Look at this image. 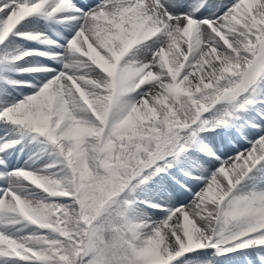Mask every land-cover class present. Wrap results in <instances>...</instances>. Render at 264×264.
<instances>
[{
	"label": "snow or ice",
	"instance_id": "1",
	"mask_svg": "<svg viewBox=\"0 0 264 264\" xmlns=\"http://www.w3.org/2000/svg\"><path fill=\"white\" fill-rule=\"evenodd\" d=\"M0 264H264V0H0Z\"/></svg>",
	"mask_w": 264,
	"mask_h": 264
}]
</instances>
